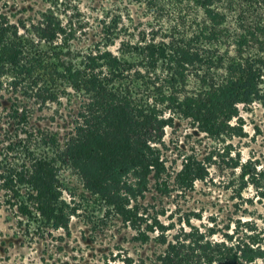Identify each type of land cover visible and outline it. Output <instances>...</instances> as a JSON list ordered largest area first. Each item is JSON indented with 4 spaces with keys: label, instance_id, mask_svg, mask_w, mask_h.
<instances>
[{
    "label": "trees",
    "instance_id": "trees-1",
    "mask_svg": "<svg viewBox=\"0 0 264 264\" xmlns=\"http://www.w3.org/2000/svg\"><path fill=\"white\" fill-rule=\"evenodd\" d=\"M43 1L54 10L63 4ZM124 1L141 7L148 21L134 24L130 32L122 22L126 16L132 23L127 10L123 14L115 5L102 10L99 39L84 49L74 47L65 29L45 13L46 22L30 25L27 33L52 48L46 51L0 14V90L6 84L42 102L72 94L80 103L62 142L38 131L33 139L31 133L9 144L25 147L18 150L19 162L0 155V192L18 215L49 229H67L71 214L59 173L69 169L85 191L144 241L158 232L166 244L170 227L159 219L164 212L139 204L151 180L156 191L166 190L168 174L157 147L167 125L164 115L178 112L223 141L243 137L240 107L264 105V0ZM23 112L11 115L18 126L25 123ZM31 141L41 150L26 147L33 146ZM239 166L238 160L232 168ZM173 175L188 191L205 171L193 160L182 162ZM258 260L264 261L261 250L245 246L225 262Z\"/></svg>",
    "mask_w": 264,
    "mask_h": 264
},
{
    "label": "rangeland",
    "instance_id": "rangeland-1",
    "mask_svg": "<svg viewBox=\"0 0 264 264\" xmlns=\"http://www.w3.org/2000/svg\"><path fill=\"white\" fill-rule=\"evenodd\" d=\"M114 5L123 14L128 12L132 23L126 16L122 22L131 28L130 32H134V24L148 21L141 7L124 0H63L55 10L43 0H0V14L19 26L22 37L42 51L52 48L27 32L30 25L45 23L46 16L65 29L74 47L84 49L99 39L102 10ZM117 46L116 43L111 50ZM59 96L42 102L3 84L2 160L7 157L13 163L19 162L18 150L25 146L9 144L25 140L28 134L32 133V139L39 136L38 131L55 134L61 142L67 138L80 103L72 94ZM20 109L25 111V123L18 126L11 115ZM164 116L168 118L167 125L157 147L168 174L164 178L166 190L156 191L151 180L139 204L164 212L159 219L170 227L165 233L166 244L160 243L158 232L148 233L144 241L108 211L99 197L85 191L71 170L62 169V200L71 214L67 229H49L33 218L18 215L0 192V264H226L227 255L239 256L245 246L260 249L264 257V105L241 106L244 135L226 141L201 132L197 123L178 112H166ZM31 144L26 147L41 150L33 141ZM8 147L17 151L10 152ZM193 160L203 165L205 175L183 191L174 182L173 174L182 162ZM238 160L240 166L232 168Z\"/></svg>",
    "mask_w": 264,
    "mask_h": 264
}]
</instances>
